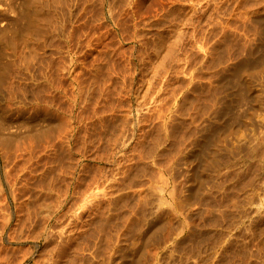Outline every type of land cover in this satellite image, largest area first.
Returning a JSON list of instances; mask_svg holds the SVG:
<instances>
[{
	"label": "rangeland",
	"instance_id": "374dc122",
	"mask_svg": "<svg viewBox=\"0 0 264 264\" xmlns=\"http://www.w3.org/2000/svg\"><path fill=\"white\" fill-rule=\"evenodd\" d=\"M31 1L0 0V262L264 264L256 169L244 171L249 184L233 177L230 191L223 167L199 175L190 156L221 118L224 70L244 58L247 38L264 50L255 20L264 0ZM260 77L227 112L239 119L256 104L250 127L263 132ZM239 127L234 145L249 131Z\"/></svg>",
	"mask_w": 264,
	"mask_h": 264
},
{
	"label": "bare ground",
	"instance_id": "6f19581e",
	"mask_svg": "<svg viewBox=\"0 0 264 264\" xmlns=\"http://www.w3.org/2000/svg\"><path fill=\"white\" fill-rule=\"evenodd\" d=\"M24 2H27L28 0H23ZM29 1H31V0H29ZM33 1H35V0H33ZM41 1V0H40ZM45 1V0H44ZM247 1V0H246ZM32 2V1H31ZM237 2V1H236ZM243 2V1H242ZM241 2V3H242ZM245 2V1H244ZM243 2V3H244ZM35 3V2H34ZM47 3V2H46ZM46 3H45V5H46ZM241 3H239V4H241ZM242 3V4H243ZM260 3H261V1H260ZM263 3V2H262ZM30 4V3H29ZM31 4H33V3H31ZM42 4V3H41ZM242 4L241 5H239V7L241 6V8H243L242 7ZM259 4V3H258ZM36 5V4H35ZM43 5V4H42ZM237 5H238V3H237ZM248 5V4H247ZM261 5V4H260ZM259 5V6H260ZM38 6V5H37ZM249 6V5H248ZM263 6V8H264V4L262 5ZM38 7H40V6H38ZM245 7H247V6H245ZM249 7H251V4H250V6ZM248 7V8H249ZM258 7V6H257ZM45 8H46V6H45ZM39 9V8H38ZM37 9V7H36V10H38ZM42 9V8H41ZM47 9V8H46ZM250 9V8H249ZM45 10V9H44ZM240 10H242V11H244V13L245 14H248L249 13V11H248V13H246V9L245 10H243V9H240ZM239 9H238V13H239V11H240ZM253 10V9H252ZM264 10V9H263ZM263 10H262V14L264 13L263 12ZM242 11H240L241 13H242ZM254 11V10H253ZM42 12V11H41ZM45 12V11H44ZM46 12H47V10H46ZM46 12L45 13H43V15L44 16H46ZM241 13H239V15H238V17L240 16V17H242L241 16ZM253 12H250V14H252ZM237 14V13H236ZM244 14V15H245ZM257 14V13H256ZM259 14H261V13H259ZM261 14V15H262ZM43 15H42V17H43ZM47 15H48V13H47ZM242 15H243V13H242ZM244 15H243V17H244ZM253 15V14H252ZM264 15V14H263ZM262 15V17H260V18H258V19H255V20H260L261 22L259 23V21L257 22L258 24H261L262 25V27H259V28H262L261 30L259 29V31H260V34L258 35V37H259V43H260V45H261V48H264V16ZM260 16V15H259ZM37 17V16H36ZM47 17V16H46ZM240 17H239V19H240ZM245 17H248L247 15H245ZM251 17V16H250ZM256 17V16H255ZM244 19H248V18H244ZM42 20V19H41ZM224 26V25H223ZM225 27V26H224ZM256 27H258V26H256ZM228 28V27H227ZM222 29V28H221ZM224 29V28H223ZM222 29V30H223ZM227 30V29H226ZM256 30H258V29H256ZM221 31V30H220ZM223 31H225V29L223 30ZM223 31H221V32H223ZM226 32V31H225ZM225 32H223V33H225ZM256 32H258V31H256ZM256 32H254L255 34H256ZM253 33V34H254ZM257 37V38H258ZM254 38H256V36L254 37ZM249 41V43H251V40H253V37H252V39L250 40L249 38H247ZM196 41V40H195ZM254 41V40H253ZM200 42H201V40H200ZM246 43L247 44V46H244V47H246L247 48V53H246V55L244 56V58L242 57V59H240L241 58V56L242 55H240V58H238V59H240L239 61H237L235 64H232V61H231V64L232 65H230V67H228L227 69H225L224 70V73L221 75L222 77V80H227V82H226V86H227V91L229 92V95L227 94V93H225L226 94V96L228 95V98H226L225 97V94H224V98L226 99V101H224V100H222L221 101V99H220V96H218V94H217V96L219 97V101H221V103L223 102V105L222 106H224V108L222 107V109H221V111H220V113L219 112H217V114L219 113L220 115L219 116H221V118L217 121H215V123L213 124L214 126H212V128H208V129H206L207 130V132L205 133V134H203L202 136L201 135H199V137H200V139H199V137H198V139H197V142H196V146H195V148H194V150L192 149L191 150V153H190V156H192L193 157V161L194 162H192V163H194V166L192 167V172H197L198 173V171L200 172L199 173V175L202 173L200 170H202V169H204V170H202L203 172H205V169L207 168V170L209 169V170H215V169H217V167L219 166V168H221V167H223V170L225 169V176L224 177H226V182H227V184H228V187L230 186V184L232 185V183H231V179L233 178V177H236V179L238 178H240V177H243L242 175H244V171H246V170H248L249 168H253L254 167V170L256 171L255 173H257V175L258 176H256V177H258V179H257V181L259 180V182L261 183V188H263V190H264V131L262 132L261 130V132H259V131H257L256 129H254V128H252V127H250L252 124H251V121L252 120H254L255 118L254 117H252V115H253V109H255V107H256V104H253V103H251V107L250 108H248V110H246V112H245V114L242 116V114H241V117L239 118V119H236L237 117H236V115H233V116H235L236 118H233V117H231V115H230V113H228L227 112V110H228V108L230 107V106H232V105H236V107H237V104L238 103H241V102H243L244 101V99L246 98L247 99V97H253V95L252 96H250L251 95V86L253 85V79H257V78H259L260 76H261V73L264 71V52H262V51H264V50H261V51H259V48H258V50H257V48L255 49L256 51H254V50H251L252 48H249L248 49V46L250 45L249 43ZM257 42V43H258ZM197 43H199V41L197 42ZM203 43H204V40H203ZM257 43H255V44H253V42H252V44L253 45H256ZM161 44V43H160ZM196 44V43H195ZM249 44V45H248ZM163 45V44H162ZM162 45H160V46H162ZM200 45H201V43H200ZM259 45V44H258ZM171 47V46H170ZM169 47V48H170ZM244 47H243V49H244ZM257 47V46H256ZM159 48V47H158ZM158 48L156 49V50H158ZM168 48V49H169ZM172 48H173V46H172ZM246 50V49H245ZM165 51H167V50H165ZM164 51V52H165ZM241 51H242V49H241ZM166 53V52H165ZM164 53V54H165ZM243 53H244V51H243ZM244 53V54H245ZM163 54V55H164ZM236 56H237V54H236ZM236 56H234V57H236ZM238 57V56H237ZM232 60H233V57H232ZM235 60H237L236 58H235ZM229 61H230V58H229ZM234 61V60H233ZM228 62V61H227ZM235 62V61H234ZM218 63H220V60H219V62ZM230 64V63H229ZM221 66V65H220ZM226 66H227V64H226ZM222 68H220V70H221ZM222 71V70H221ZM218 75H220V74H218ZM261 79H262V77H260ZM191 80V79H190ZM253 80V81H252ZM252 81V82H251ZM259 81V80H258ZM264 81V80H263ZM254 83H255V81H254ZM258 83H260V82H258ZM261 83H262V80H261ZM213 84V83H212ZM210 86V85H209ZM1 87V86H0ZM80 87V86H79ZM207 87V86H206ZM224 87H225V84H224ZM208 88V87H207ZM226 88V87H225ZM1 89V88H0ZM223 89V88H222ZM82 90V89H81ZM80 90V91H81ZM208 90H211V89H209L208 88ZM224 92H225V89L223 90ZM264 91V90H263ZM262 91V92H263ZM251 92V93H250ZM256 92V91H255ZM261 92V93H262ZM217 93V92H216ZM216 95V94H215ZM219 95H222V94H219ZM256 95V94H255ZM223 96V95H222ZM259 96H261V95H259ZM259 96H257V97H259ZM264 96V95H263ZM212 97H214V96H212ZM256 97V96H255ZM211 99V98H210ZM214 99H217V97L215 98L214 97ZM214 99H212V102L213 101H215ZM254 98H252L251 100H253ZM256 99V98H255ZM258 99V98H257ZM260 99V98H259ZM249 100V99H248ZM263 100H264V98H263ZM208 101H209V97H208ZM211 101V100H210ZM256 101V100H255ZM27 102V101H26ZM25 102V103H26ZM216 102H217V100H216ZM246 102V101H245ZM249 102V101H248ZM24 103V102H23ZM22 103V104H23ZM208 103H211V102H208ZM257 103H258V100H257ZM261 103H263L262 101L260 102V104ZM214 104V103H213ZM213 104L211 103L210 105H212V107H213ZM217 104H219V102L217 103ZM242 104V103H241ZM240 104V105H241ZM246 104V103H245ZM259 104V103H258ZM243 105V104H242ZM249 105V104H248ZM263 105H264V103L262 104V107H263ZM202 106V105H201ZM200 106V107H201ZM214 106H216V105H214ZM245 107H246V105H244ZM200 107H198V109L200 108ZM209 107V109H210V106H208ZM211 107V109L212 110H215V108L213 109ZM219 107H220V105H219ZM218 107V108H219ZM234 108V107H233ZM242 108V107H241ZM44 109V108H43ZM202 110H203V108H201ZM200 109V110H201ZM205 109H207V110H205ZM203 111H208L209 109L206 107ZM220 109V108H219ZM237 109H238V107H237ZM237 109L235 108V109H233V111L234 110H236L237 111ZM243 109V108H242ZM263 109H264V107H263ZM45 110H48L47 108L45 109ZM202 110L201 111H195L196 112V114H195V116L197 115V112H199V114H200V112H202ZM239 110H240V108H239ZM244 110V109H243ZM255 110H257V112H258V108L257 109H255ZM241 111V110H240ZM262 111V110H261ZM208 112H210V111H208ZM208 112L206 113V114H208ZM214 112V111H213ZM213 112H210V114H212V118H214V114H213ZM215 112V113H216ZM241 113V112H240ZM256 113V111H254V114ZM259 113V112H258ZM201 114H203L204 115V112H202ZM234 114H235V112H234ZM260 114H262V113H259V115ZM238 115V114H237ZM257 115V117H258V114H256ZM255 115V116H256ZM194 116V115H193ZM192 116V117H193ZM206 116V115H205ZM210 116V115H209ZM263 116V117H262ZM261 117H262V119L261 120H263V118H264V115H262ZM203 116L201 115V118H202ZM215 117H216V114H215ZM253 119H252V118ZM260 117V116H259ZM206 118V117H205ZM207 118H209V117H207ZM210 118H211V116H210ZM217 118V117H216ZM194 119V118H193ZM197 118H195V120H196ZM252 119V120H251ZM257 119V118H256ZM255 119V120H256ZM191 120V119H190ZM203 120V119H202ZM208 120V119H207ZM212 121L214 120V119H211ZM259 119H257L256 120V122L258 121ZM193 121V120H192ZM191 121V123H193ZM235 121V122H234ZM236 121H238V124L236 123ZM26 122V121H25ZM202 122H205V121H202ZM214 122V121H213ZM253 122H255V121H253ZM259 122V121H258ZM262 123H264V120H263V122ZM199 124V123H198ZM258 124V123H257ZM256 124V126H258ZM260 124H261V121H260ZM200 125V124H199ZM210 125H212V123L210 124ZM253 125H254V123H253ZM201 126V125H200ZM204 126V125H203ZM209 126V125H208ZM239 126H245V127H247V130H249L247 133H246V137L245 136H243V138H244V140H240L241 142L242 141H244V144H243V142L241 143V145L240 144H238V145H234L232 142V140H234L233 138H235L234 137V132L235 133H237L238 131H237V127H239ZM260 126V125H259ZM197 127V126H196ZM205 128H206V126H204ZM210 127V126H209ZM198 129H200L199 127H197ZM240 128V127H239ZM252 128V129H251ZM258 128V127H257ZM260 128V127H259ZM203 129V128H202ZM262 129V128H261ZM40 130V129H39ZM201 130V129H200ZM241 130V129H240ZM245 129H244V127L242 128V132L244 131ZM264 130V129H263ZM37 131V130H36ZM49 131V130H48ZM52 131V130H51ZM194 131H196V129H194ZM193 131V132H194ZM198 131L199 130H197V133H198ZM205 131V130H204ZM237 131V132H236ZM240 132V131H239ZM244 132H246V131H244ZM37 132H35V135H39V133L38 134H36ZM204 133V132H203ZM241 133V132H240ZM239 133V134H240ZM41 134V133H40ZM193 135H194V133H192ZM196 134V133H195ZM201 134H202V131H201ZM242 134H245V133H242ZM242 134H241V136H242ZM233 135V136H232ZM238 135V134H237ZM230 136H232V138L230 137ZM236 136V135H235ZM238 136H240V135H238ZM237 136V137H238ZM36 137V136H35ZM194 137H195V135H194ZM196 137H197V135H196ZM229 137H230V139H229ZM241 138V137H240ZM196 139V138H195ZM232 139V140H231ZM254 141V142H252V140ZM192 140H194V139H192ZM232 142H231V141ZM250 140H251V142L252 143H254V145L255 146H252V143H251V145H250ZM195 142V141H194ZM192 143H193V141H192ZM0 146H1V144H0ZM194 147V146H193ZM193 151V152H192ZM257 151H259L258 153L259 154H257L256 152ZM188 152V151H187ZM186 155H187V153H186ZM185 155V156H186ZM235 155L237 156V155H240L239 156V159H238V157H235ZM184 157V156H183ZM184 158H186V157H184ZM189 158H191V157H188L187 159L189 160ZM183 159V158H182ZM186 159V160H187ZM180 160V159H179ZM179 160L177 161V163L179 162ZM192 160V159H191ZM189 162H190V160H189ZM188 163V162H187ZM219 163V164H218ZM191 165V164H190ZM236 165H238V167L236 168V170H234L233 168L236 166ZM221 166V167H220ZM219 168H218V170H219ZM232 169V170H231ZM217 170V171H218ZM223 170L221 169V172H223ZM254 170H251V173L250 174H252V171L254 172ZM189 171V170H188ZM211 171H209V172H206V173H208V174H210V172ZM192 172H191V174H192ZM220 172V171H219ZM247 172V171H246ZM213 173H217V172H213ZM213 173L211 174V175H213ZM203 174H205V173H202V175ZM221 175L223 174V173H220ZM193 175V174H192ZM195 175V174H194ZM199 175H197V176H199ZM207 175V174H206ZM216 175V174H215ZM214 175V176H215ZM249 175V174H248ZM256 175V174H255ZM189 176H191L190 174H189ZM196 176V175H195ZM195 176H192V178L193 177H195ZM209 176V175H208ZM218 176H219V174H218ZM218 176H217V179H218ZM202 177V176H201ZM244 179H246V177H247V175L245 176L244 175ZM249 177V176H248ZM251 177V176H250ZM252 177H254L253 175H252ZM251 177V178H252ZM255 177V178H256ZM204 178V176L202 177V178H200V180H202ZM206 178H208V177H206ZM206 178H204V180L206 179ZM251 178L249 179V180H251ZM199 178H197V180H198ZM209 179H212V178H210V176H209ZM208 179V180H209ZM215 179V178H214ZM214 179H213V181H214ZM233 179H235V178H233ZM254 179V178H253ZM191 180H193V179H191ZM195 180V179H194ZM197 180H195V183L197 184L198 182H196ZM242 180V179H241ZM240 180V181H241ZM256 180V179H255ZM199 181V180H198ZM206 182H209V181H207V179L205 180ZM222 181H223V178H222ZM235 181H237V180H235ZM240 181H238V182H240ZM247 181V179L245 180V182ZM191 182H193V181H191ZM206 182H203V184H205V186L209 189L210 187H212V186H207V185H209L210 183H214V182H209V183H206ZM215 182H217V180H215ZM244 182V183H245ZM248 182H251V181H247L246 183H248ZM258 182V183H259ZM200 183V182H199ZM218 183H220V182H218ZM224 183H225V181H224ZM252 183H254V182H252ZM257 183V182H256ZM255 183V184H256ZM259 183V184H260ZM207 184V185H206ZM215 184V183H214ZM233 184H234V182H233ZM249 184V183H248ZM255 184H254V186H255ZM193 185H194V182H193ZM199 185H201V183L199 184ZM198 184H197V186H199ZM211 185V184H210ZM220 185H223V183L222 184H219V187H221ZM236 185V184H235ZM238 185V184H237ZM240 185V184H239ZM238 185V186H239ZM241 185H243L242 184V181H241ZM258 185V184H257ZM191 186H192V184H191ZM197 186H195V188H193V187H191L192 188V190L194 189H198L197 188ZM204 185H202V187H203ZM213 186H216V185H213ZM244 186H247V184L246 185H244ZM205 187V188H206ZM217 187H218V185H217ZM224 187V186H223ZM225 187H227V186H225ZM227 187V188H228ZM231 188H232V186H230ZM229 187V189H230V191H232L231 190V188ZM241 188H242V186H240ZM256 187V186H255ZM204 188V187H203ZM239 189V190H242V189ZM245 188V187H244ZM246 188H248V187H246ZM253 188V187H252ZM257 188V187H256ZM260 188V189H261ZM152 189V188H151ZM226 189V188H225ZM254 189V188H253ZM258 189V188H257ZM201 190V189H200ZM227 190V189H226ZM235 189H233V191H234ZM238 190V191H239ZM197 190H195V192H196ZM228 191V190H227ZM237 191V190H236ZM255 191V190H254ZM253 191V192H254ZM258 191H260L259 189H258ZM194 192V193H195ZM229 192V191H228ZM248 192H252V191H248ZM248 192L246 193V195L248 194ZM261 192H263L262 194H260V198L258 199V201H257V203H258V206L257 207H254L256 210H255V212H259L261 209L262 210H264V191H262V189H261ZM260 192V193H261ZM198 192H196V194H197ZM202 193V192H201ZM201 193H199V194H201ZM226 193V192H225ZM235 193V192H234ZM239 193V192H238ZM254 193H259V192H254ZM254 193H253V196H254ZM239 194H241V193H239ZM238 194V195H239ZM251 194V193H250ZM12 195V194H11ZM188 195H190V193L188 194ZM236 196H237V193L235 194ZM196 196V195H195ZM197 196H198V194H197ZM240 196V195H239ZM239 196H237V197H239ZM248 196H249V194H248ZM250 196H252V195H250ZM249 196V197H250ZM181 197V196H180ZM183 197H185V196H183ZM191 197V196H190ZM241 197H242V195H241ZM245 197V198H244ZM244 199H246V196H245V194H244ZM174 198V197H173ZM176 198V197H175ZM189 197H185V198H180V199H188ZM197 198V197H196ZM242 198V199H243ZM160 199V198H159ZM159 199H158V205H159ZM165 199V198H164ZM176 199H178V197L176 198ZM175 199V200H176ZM238 199V198H237ZM236 199V201L238 202L239 200H237ZM243 199V200H244ZM172 200V199H171ZM185 200V201H186ZM250 200H253L252 199V197H251V199ZM255 200V199H254ZM173 201V200H172ZM176 201H178V200H176ZM175 201V202H176ZM182 201V200H181ZM145 202V201H144ZM179 202V201H178ZM184 202V201H183ZM182 202V203H183ZM253 202V201H252ZM161 203V202H160ZM165 203H167L168 204V202H167V200L165 201ZM172 203V202H171ZM240 203H242L243 204V202H240ZM246 203H247V199H246ZM248 203H250V202H248ZM52 204V203H51ZM54 204V203H53ZM52 204V205H53ZM170 204V203H169ZM168 204V205H169ZM176 204V203H175ZM174 204V205H175ZM179 204V203H178ZM235 204V203H234ZM237 204H239V202L237 203ZM50 205V204H49ZM55 205V204H54ZM158 205L156 206V207H158ZM181 205V204H180ZM183 205V204H182ZM248 205H250V204H248ZM251 205H253V204H251ZM255 205V204H254ZM51 206V205H50ZM163 206V205H162ZM167 206V205H166ZM170 206V205H169ZM237 206H239V205H237ZM241 206V205H240ZM244 206V205H243ZM256 206V205H255ZM165 207V206H164ZM251 207V206H250ZM249 207V208H250ZM253 207V206H252ZM48 208H50L49 206H48ZM166 208H168V207H166ZM170 208V207H169ZM168 208V209H169ZM175 208V207H174ZM180 208V207H179ZM236 208H239V207H236ZM243 208H246V205H245V207H243ZM248 208V209H249ZM46 209V208H45ZM171 209H172V206H171ZM170 209V210H171ZM53 210H55L56 211V209H53ZM176 210H178V209H176ZM181 210H182V208H181ZM239 210V209H238ZM252 210H254V209H252ZM54 211V212H55ZM183 211V210H182ZM246 211V210H245ZM42 212H44V210H42ZM172 212V211H171ZM174 212V211H173ZM237 212V211H236ZM250 214H251V212L250 211H248ZM264 212V211H263ZM46 213V212H45ZM239 213V212H238ZM245 213V212H244ZM247 213V212H246ZM176 214V213H175ZM249 214V215H250ZM253 214V213H252ZM257 214H259V213H257ZM163 215V214H162ZM165 215V214H164ZM168 215V214H167ZM166 215V216H167ZM238 215V214H237ZM157 216H159V215H157ZM238 216H240V215H238ZM242 216V215H241ZM246 216V215H245ZM248 216V215H247ZM251 216V215H250ZM250 216H249V218H250ZM256 216H258V215H256ZM255 216V214H254V216L252 215V219H253V221H255V218L254 217H256ZM159 217H161V215L159 216ZM164 217V216H163ZM244 217V216H243ZM154 218V217H153ZM165 218V217H164ZM234 218V217H233ZM237 218V217H236ZM235 218V219H236ZM256 218H258V217H256ZM260 218V217H259ZM261 218H264V214H263V217H261ZM155 219V218H154ZM241 219V218H240ZM152 220V219H151ZM156 220H159V219H157L156 218ZM168 220H169V218H168ZM184 220H186L185 219V216H184ZM238 220V219H237ZM242 220V219H241ZM245 220V219H244ZM249 220V219H248ZM155 221V220H154ZM164 221H166V220H164ZM187 221L188 220H186V223L185 224H187ZM232 221H233V219H232ZM235 221V220H234ZM233 221V222H234ZM247 221V220H246ZM257 221V220H256ZM260 221V220H259ZM150 221H148V223H149ZM231 221H229V223H230ZM232 222V223H233ZM245 222V221H244ZM252 222V221H251ZM263 222V221H262ZM152 223H154L153 221H152ZM151 223V224H152ZM162 223L163 222H161V226H159L158 225V227H160L159 228V230H163V228H162V226H164L165 224H163L162 225ZM165 223V222H164ZM166 223H167V221H166ZM231 223V224H232ZM236 223H238V222H236ZM253 223V222H252ZM255 223V222H254ZM259 223V222H258ZM261 223V222H260ZM182 224V223H181ZM248 224H249V222H248ZM168 225H170V224H168ZM168 225H167V227H166V225L164 226V227H166V231H167V233L168 232H170V231H168ZM172 225V224H171ZM180 225V224H179ZM178 225V226H179ZM187 225H189L190 226V224L188 223ZM187 225H186V229H187ZM239 225H241V224H239ZM258 225H260V224H258ZM149 226V225H148ZM188 226V227H189ZM257 226V225H256ZM261 226V225H260ZM259 226V227H260ZM264 226V225H263ZM182 227V226H181ZM172 228V226L170 227V229ZM175 228V227H174ZM260 228H262L261 230H263V227H260ZM151 229V228H150ZM149 229V230H150ZM153 230V229H152ZM165 230V229H164ZM172 230L174 231V229L172 228ZM171 230V235L173 234V233H175V232H173ZM188 230V229H187ZM190 230V229H189ZM188 230V231H189ZM151 231V230H150ZM165 231V232H166ZM264 231V230H263ZM149 232V231H148ZM156 232V231H155ZM154 232V233H155ZM162 232V231H161ZM173 232V233H172ZM178 232L179 231H177L176 232V234H178ZM187 232V231H186ZM191 232V231H190ZM150 233V232H149ZM151 233H152V231H151ZM150 233V234H151ZM159 232H157L156 233V236H157V234H158ZM191 233H194V231H192ZM143 234H145L146 235V237H148V235L146 234V231H145V233H143ZM161 234H164V233H161ZM181 234V233H180ZM179 234V235H180ZM145 235H143V236H145ZM151 235H153V234H151ZM150 235V236H151ZM159 235V234H158ZM187 235H190L189 233H187ZM165 236H167L168 237V235H165ZM178 236V235H177ZM176 236V237H177ZM194 236V235H193ZM153 237V236H152ZM144 238V237H143ZM154 238H156V237H154ZM145 239V238H144ZM151 240H152V238H150ZM157 239V238H156ZM151 240H150V242H151ZM155 240V239H154ZM157 240H159V239H157ZM165 240V239H164ZM178 240V239H177ZM144 241V240H143ZM148 240H146L145 239V242H147ZM153 241V240H152ZM175 241H176V239H175ZM144 242V243H145ZM149 242V241H148ZM154 242V241H153ZM155 242H156V240H155ZM162 242H163V240H162ZM12 243V242H11ZM13 243H15V242H13ZM143 243V244H144ZM159 243H161V242H159ZM164 243V242H163ZM175 243V242H174ZM179 243H180V241H179ZM151 244H152V242H151ZM157 244V243H156ZM34 245V244H33ZM45 245H46V243H45ZM155 245V244H154ZM159 245V244H158ZM153 246V245H152ZM156 246V245H155ZM31 250H32V248H31ZM153 250V249H152ZM29 251H30V249H29ZM31 252V251H30ZM131 252V251H130ZM27 253V252H26ZM137 253H139V252H137ZM136 254V253H135ZM25 255V254H24ZM23 255V256H24ZM30 255V254H29ZM137 255V254H136ZM141 255V254H140ZM143 255V258L144 257H147V256H145L144 254H142ZM25 256H27V254L25 255ZM24 256V257H25ZM128 257V256H127ZM134 257V256H133ZM132 257V260L131 261H128V259H127V262L125 263V264H131V262L134 260V258ZM142 256H140V258H141ZM2 258V257H1ZM110 258V257H109ZM137 258V257H136ZM152 258H153V256H152ZM151 257H150V259H152ZM7 259V258H6ZM124 259H126L125 257H124ZM142 259V258H141ZM145 259V258H144ZM142 260V262H145V260ZM1 260V259H0ZM37 260V259H36ZM136 260V259H135ZM134 260V261H135ZM149 260V259H148ZM3 261H4V259H3ZM35 261V260H34ZM124 261V260H123ZM126 261V260H125ZM152 261H153V259H152ZM152 261H151V264H153L152 263ZM114 262V261H113ZM137 262H138V260H137ZM149 262H150V260H149ZM2 262H0V264H1ZM4 263H6V262H4ZM4 263H2V264H4ZM34 263H36V262H34ZM33 263V264H34ZM37 263H38V261H37ZM43 263V262H42ZM51 263H53V262H51ZM117 262H115L114 264H116ZM23 264V263H22ZM48 264V263H47ZM106 264H109V263H106ZM110 264H111V261H110ZM122 264V263H121ZM124 264V263H123ZM137 264V263H136ZM143 264V263H142ZM145 264V263H144ZM148 264V263H147Z\"/></svg>",
	"mask_w": 264,
	"mask_h": 264
}]
</instances>
